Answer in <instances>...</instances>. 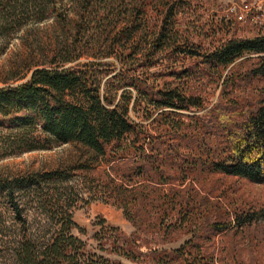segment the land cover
Masks as SVG:
<instances>
[{
  "label": "trees",
  "instance_id": "1",
  "mask_svg": "<svg viewBox=\"0 0 264 264\" xmlns=\"http://www.w3.org/2000/svg\"><path fill=\"white\" fill-rule=\"evenodd\" d=\"M199 1L0 0V55L30 24L66 32L26 80L0 85V158L78 149L54 168L0 172V264H216L205 235L264 225V207L222 211L205 191L215 175L264 184V31L239 35L218 12L207 31L225 38L205 44ZM199 79L220 88L210 108ZM94 200L134 232L101 218L90 247L74 212Z\"/></svg>",
  "mask_w": 264,
  "mask_h": 264
},
{
  "label": "rangeland",
  "instance_id": "2",
  "mask_svg": "<svg viewBox=\"0 0 264 264\" xmlns=\"http://www.w3.org/2000/svg\"><path fill=\"white\" fill-rule=\"evenodd\" d=\"M230 2L231 0L199 1V8L195 15L192 16V22L200 24L195 21L197 19L195 16L199 14H201V21H207V24L200 32L205 34L208 32V35L202 38L205 44L210 41L216 44L220 42L219 40L225 38L224 31L216 32L215 36L209 35L213 33V29L207 31L210 28L208 20L212 18L213 14L218 17V12L220 14L227 13L229 15L226 17L240 22L237 32L239 35L253 34V31H250L246 27L247 24L252 29L260 31V27L255 25L251 19L246 18L242 21L237 18V14L239 13H228L227 7ZM65 38L66 32L54 18L24 27L11 40L7 50L0 55V85L6 82L17 83L26 80L30 76V64L42 60L52 51L56 44ZM247 57L244 56L243 58ZM195 82L203 85L206 98L211 100L208 107L210 108L217 100L220 88H215L214 84H208L207 79H199ZM254 89L248 90L247 93L252 95ZM241 93L243 94L244 92L241 90ZM203 113L204 111L198 112L199 115ZM77 155L78 149L72 143L62 144L49 150L24 152L19 155L0 158V172L12 174L37 169H50L73 160ZM209 188H213V190H209ZM205 191L209 192L212 196H222L220 197L222 199L220 204L222 211H224L225 207L230 210L250 205L254 208L264 207L263 183H253L239 177L215 175L207 178ZM223 191L225 194H222ZM212 196L206 197L213 201L214 197ZM206 206L211 208V204L208 202H206ZM74 218L80 226L86 229V233L84 234L76 233L93 248L96 247V240L93 238V234L100 229L99 220L101 218L106 220L108 224L119 227L125 234L130 235L134 232V227L125 218L122 208L102 200H94L87 205L77 208L74 212ZM188 236L190 235L185 234L175 242L160 244V246L167 248L176 247L183 243ZM210 239H213V241H210ZM201 242L211 254L213 252V255L218 258L216 264H264L263 224H253L251 227H245L242 230H232L228 233L205 235L201 239ZM123 261L129 263V261Z\"/></svg>",
  "mask_w": 264,
  "mask_h": 264
},
{
  "label": "built area",
  "instance_id": "3",
  "mask_svg": "<svg viewBox=\"0 0 264 264\" xmlns=\"http://www.w3.org/2000/svg\"><path fill=\"white\" fill-rule=\"evenodd\" d=\"M227 12L239 13L237 18L242 21L246 18L251 19L260 30L264 31V0H231Z\"/></svg>",
  "mask_w": 264,
  "mask_h": 264
}]
</instances>
